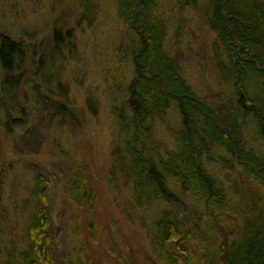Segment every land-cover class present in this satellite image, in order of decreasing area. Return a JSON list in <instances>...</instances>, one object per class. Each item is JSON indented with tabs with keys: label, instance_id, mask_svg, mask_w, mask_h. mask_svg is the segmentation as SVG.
Returning a JSON list of instances; mask_svg holds the SVG:
<instances>
[{
	"label": "trees",
	"instance_id": "obj_1",
	"mask_svg": "<svg viewBox=\"0 0 264 264\" xmlns=\"http://www.w3.org/2000/svg\"><path fill=\"white\" fill-rule=\"evenodd\" d=\"M77 2L83 10L91 0ZM171 2L165 1L167 7H172ZM114 6L117 18L131 35L126 54L132 67L120 102L114 98L109 107L114 122V145L106 183L117 193L121 189L125 192L122 215L129 224L141 229L148 244L150 259L144 264H264V153L241 145L243 124L247 122L258 125L264 136V0H178V10L172 7L177 13L188 10L200 13L225 51L228 64L220 65L226 73L227 86L237 92L231 97L236 109L228 122L230 134L223 130L216 109L203 101L182 77L178 57H171L164 50L163 45L170 44L169 24L174 23L168 46L172 52L182 33L179 20L171 21L173 12L170 9L167 12L160 0H117ZM72 34V30L65 32L53 26L47 53H61L63 47L68 48ZM32 42L30 46L27 41L0 30L3 113L8 117L15 110L21 90L25 99L27 93L33 94L39 111L48 107L47 100L40 99L48 93L52 112L55 110L62 118H73L67 106L52 101L54 86L50 84L51 76L45 74L49 56L38 42ZM107 62L104 84L117 90L120 88L117 83L125 79L121 72L126 70L119 66L120 72L115 75L116 71L108 70L115 63L112 55ZM118 64L126 66L125 60ZM24 67L41 83L35 81L31 85L24 80L21 74ZM249 83L254 84L255 92L250 96L245 88ZM55 87L59 93L63 91L60 84ZM86 107L91 116L97 115L99 107L90 94L86 96ZM169 113L178 117L173 148L156 137L157 126L168 125ZM25 124L22 119L14 121L15 126ZM74 173L69 200L78 209L86 206L88 229L93 236L95 220L90 214L94 196L87 190L82 168ZM251 181L257 184V191L247 198ZM47 183L43 175H33L30 200L22 202L13 193L0 194V201L6 202L11 210L9 220L12 218L16 223L18 212L27 215L19 234L23 239L17 243L4 233L8 220L2 213L5 221L0 223V264H55L54 235L46 209ZM174 185L191 199L187 222L181 221L176 212ZM225 212L237 218L233 219L235 225L225 227L227 238L221 243L220 216L225 217ZM206 220L212 223L211 229ZM199 245L201 250L196 251ZM71 249L75 252V244ZM108 253L123 264H134L131 260L125 263L111 245ZM70 264L80 262L71 259Z\"/></svg>",
	"mask_w": 264,
	"mask_h": 264
},
{
	"label": "rangeland",
	"instance_id": "obj_2",
	"mask_svg": "<svg viewBox=\"0 0 264 264\" xmlns=\"http://www.w3.org/2000/svg\"><path fill=\"white\" fill-rule=\"evenodd\" d=\"M160 1L166 11L170 9L169 12H173L171 21L179 20L176 21L178 28H182L180 40L172 52L168 46L171 44L174 23L169 24L167 38L170 44L166 42L164 50L169 56L178 57L182 77L203 101L216 109L223 130L230 134L228 122L236 109L231 97L237 92L227 86L226 73L220 65L228 64L224 49L200 13L189 10L177 13L174 9L178 10V0L170 3L174 9L167 7V0ZM116 3L117 0H91L90 5L81 10L77 0H0V30L15 39L27 41L30 46L32 41L39 43L40 49L49 56L45 74L51 76L50 84L54 86L51 88L54 92L52 101L67 106L73 113V118H62L55 110L52 112L54 108L48 102V93L40 96V99L47 100L45 106L48 107L39 111L35 108L33 94L27 93L28 98L25 99L21 90L17 107L11 110L8 117L0 107V194L13 193L20 202L30 200L33 175L39 173L45 177L48 182L46 209L54 235L55 264H70L71 259L80 264H123L115 255L108 253L110 245L125 263V260H131L134 264H144L150 259L144 233L136 224H129L122 215L125 192L121 189L117 193L106 183L112 167L114 145V122L109 107L114 104V98L120 102L132 67L126 54L131 35L116 16ZM53 26L65 32L72 30L73 34L68 48L63 47L61 53L56 51L50 55L47 50L51 48L49 34ZM109 55L115 60L113 66L108 68L110 72L116 71L115 75H118L119 66L126 70V73L121 72L125 77L123 83H117L119 89L123 88L120 90L122 92L115 90V86L104 84L103 70L108 65ZM122 60H125L126 66L118 64ZM26 69L28 67L21 70L24 80L31 85L35 81L41 83L40 78L31 77V72ZM56 83L63 88L61 93L55 87ZM253 85L249 83L245 87L248 96L251 92L255 93ZM237 91L241 94L240 89ZM89 94L99 107L95 117L86 107V96ZM2 100L0 94V103ZM21 119L26 124L15 126L14 121ZM177 119L176 113H169L166 118L168 125L160 123L156 128L157 139L170 148L175 145ZM258 127L253 122L243 124L241 145L262 154L264 136ZM232 144L235 151L234 140ZM81 168L86 175L87 190L92 192L95 201L90 214L95 220V239L88 229L86 206L78 209L69 200L70 180L74 172ZM116 186L119 187L117 183ZM250 189L247 198L256 194L257 184L251 181ZM173 190L177 196L175 209L179 219L187 222L191 213V199L180 192L177 185ZM0 210V223L5 221L3 215L9 222L5 221L4 233L11 241L20 243L23 238L19 234L25 226L26 213L18 212L14 223L12 218L9 220L11 210L3 200L0 201ZM229 215L225 212V217L220 216L221 243L227 238L225 227L235 225L233 219L237 216L231 218L234 216ZM207 222L209 226L212 224ZM73 244L75 252L71 249ZM200 250L199 245L196 251Z\"/></svg>",
	"mask_w": 264,
	"mask_h": 264
},
{
	"label": "bare ground",
	"instance_id": "obj_3",
	"mask_svg": "<svg viewBox=\"0 0 264 264\" xmlns=\"http://www.w3.org/2000/svg\"><path fill=\"white\" fill-rule=\"evenodd\" d=\"M141 51H142V52L145 51V47H143Z\"/></svg>",
	"mask_w": 264,
	"mask_h": 264
}]
</instances>
